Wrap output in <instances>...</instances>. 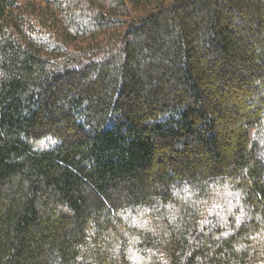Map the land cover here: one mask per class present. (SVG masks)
Masks as SVG:
<instances>
[{
	"label": "trees",
	"instance_id": "obj_1",
	"mask_svg": "<svg viewBox=\"0 0 264 264\" xmlns=\"http://www.w3.org/2000/svg\"><path fill=\"white\" fill-rule=\"evenodd\" d=\"M0 264H264V0H0Z\"/></svg>",
	"mask_w": 264,
	"mask_h": 264
}]
</instances>
